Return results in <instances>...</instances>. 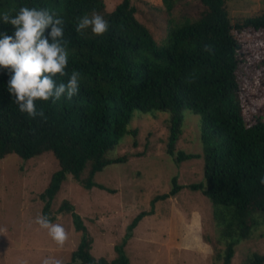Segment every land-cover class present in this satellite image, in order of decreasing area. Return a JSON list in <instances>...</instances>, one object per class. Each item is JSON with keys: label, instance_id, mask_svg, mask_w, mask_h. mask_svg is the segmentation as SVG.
I'll return each instance as SVG.
<instances>
[{"label": "trees", "instance_id": "16d2710c", "mask_svg": "<svg viewBox=\"0 0 264 264\" xmlns=\"http://www.w3.org/2000/svg\"><path fill=\"white\" fill-rule=\"evenodd\" d=\"M168 13L174 0H162ZM204 12L196 20L171 27L164 44L137 18L133 0H123L108 12L104 0H0V34H14L2 15L14 17L21 7L47 9L64 20L63 39L69 51L68 67L81 73L80 91L71 100L53 103L37 100L43 119L19 111L8 92L11 72L0 67V158L17 155L30 160L51 152L59 170L40 195L42 216L51 223L58 214L71 215L80 242L68 264H130L126 246L135 228L154 215L155 204L176 197L184 189L201 192L211 203L217 226L216 264H232L237 246L248 240L264 215V119L249 122L244 89L238 70L245 42L244 33L264 35V14L233 23L228 0H201ZM98 13L109 22L102 36L91 28L78 33V17ZM45 36L51 42L49 33ZM211 46V53L204 46ZM57 84L68 77H54ZM135 111L155 115L167 112V154L180 165L199 156L177 150L183 134L185 111L200 116L204 153V181L180 185L172 180L168 194L156 196L149 212L139 213L129 225L124 241L115 247L112 261L92 255L93 238L83 218L69 201L57 214L53 202L64 182L72 177L81 187L107 190L95 176L108 166L126 164L127 156H112L117 142L129 131ZM138 144H134V148ZM244 264H264V255L253 254Z\"/></svg>", "mask_w": 264, "mask_h": 264}, {"label": "rangeland", "instance_id": "374dc122", "mask_svg": "<svg viewBox=\"0 0 264 264\" xmlns=\"http://www.w3.org/2000/svg\"><path fill=\"white\" fill-rule=\"evenodd\" d=\"M112 12L123 0H104ZM168 13L162 0H133L137 18L159 44H164L171 27L196 20L205 10L201 0H174ZM232 22L264 14V0H228ZM245 42L238 75L244 89V105L249 122L264 119V35L244 33ZM183 134L177 150L199 156L177 165L167 154L169 118L135 111L126 134L115 145L112 156H127L126 164L108 166L95 176L107 190L81 187L72 177L63 183L53 202L57 214L69 201L83 218L93 238L92 255L112 261L115 247L127 237L129 225L141 212L152 209V200L168 194L172 180L180 185L204 181V151L200 116L185 111ZM137 143V147H133ZM59 170L53 153L23 160L17 155L0 158V264H43L45 259L68 264L81 233L76 232L71 215H56L53 224L67 232L61 247L35 221L42 216L40 195L52 175ZM154 215L145 217L134 229L126 253L130 264H216L217 226L210 201L201 192L184 189L176 197L155 204ZM257 222L251 237L236 248L232 264H244L253 254L264 255V215L253 214Z\"/></svg>", "mask_w": 264, "mask_h": 264}, {"label": "clouds", "instance_id": "9594fccd", "mask_svg": "<svg viewBox=\"0 0 264 264\" xmlns=\"http://www.w3.org/2000/svg\"><path fill=\"white\" fill-rule=\"evenodd\" d=\"M77 19L78 33L91 28L93 34L102 36L109 30V22L98 13ZM2 20L15 29L13 35L0 34V67L11 72L7 90L14 97L21 113L46 120L44 111H37V100H51L53 103L62 97L71 100L80 91L81 73L73 70L69 75L66 71L69 51L68 42L63 39L64 20L47 9L29 7H21L14 17L5 12ZM49 27L51 42L45 36V30ZM204 51L211 53V46L205 45ZM56 76L68 77L67 83L57 84L54 79ZM260 182L264 184V178ZM35 222L47 229L58 245H64L68 237L62 225L51 223L47 216H38ZM43 264L62 262L45 259Z\"/></svg>", "mask_w": 264, "mask_h": 264}]
</instances>
